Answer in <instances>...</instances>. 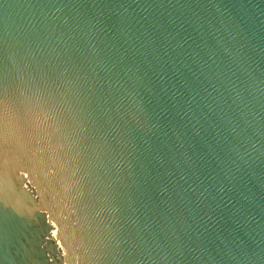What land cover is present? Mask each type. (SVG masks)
Segmentation results:
<instances>
[{"label": "water", "instance_id": "obj_1", "mask_svg": "<svg viewBox=\"0 0 264 264\" xmlns=\"http://www.w3.org/2000/svg\"><path fill=\"white\" fill-rule=\"evenodd\" d=\"M0 264H264V0H0Z\"/></svg>", "mask_w": 264, "mask_h": 264}]
</instances>
